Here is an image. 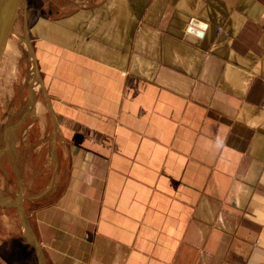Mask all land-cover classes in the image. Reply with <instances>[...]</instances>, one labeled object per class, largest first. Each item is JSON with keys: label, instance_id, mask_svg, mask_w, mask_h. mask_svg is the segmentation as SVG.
<instances>
[{"label": "crops", "instance_id": "1", "mask_svg": "<svg viewBox=\"0 0 264 264\" xmlns=\"http://www.w3.org/2000/svg\"><path fill=\"white\" fill-rule=\"evenodd\" d=\"M26 21L46 263L264 264V0H30Z\"/></svg>", "mask_w": 264, "mask_h": 264}, {"label": "rangeland", "instance_id": "2", "mask_svg": "<svg viewBox=\"0 0 264 264\" xmlns=\"http://www.w3.org/2000/svg\"><path fill=\"white\" fill-rule=\"evenodd\" d=\"M8 1L0 0V8ZM29 5L30 0H23L0 62V197L16 201L0 199V264H40L28 239L24 217L33 233V210L45 204L44 199L33 201V194L46 188L55 164L49 154L55 143L51 137L54 128L35 81L33 33L26 21ZM11 6L3 15L7 24L13 12ZM33 103L42 107L36 108ZM43 254L49 257V252L44 250Z\"/></svg>", "mask_w": 264, "mask_h": 264}, {"label": "water", "instance_id": "3", "mask_svg": "<svg viewBox=\"0 0 264 264\" xmlns=\"http://www.w3.org/2000/svg\"><path fill=\"white\" fill-rule=\"evenodd\" d=\"M11 3V4H9ZM23 3V0H9L8 2H3L1 8H0V21L2 20L1 18H3V15L6 13L5 11L9 8V5H12L11 7L13 8V12H12V16L10 17L9 23L7 24V26L5 27L4 30V34H3V38H2V43L0 45V62L1 60L4 58L5 53L7 51V45L8 42L10 41L11 35L14 32V28L17 22V17L19 14V10L21 8V5ZM199 25V23L195 20L191 23V25L188 28L189 33L191 34H195L198 37H201L203 35V32L201 30H197L195 28V26ZM201 26V25H199ZM202 29V26H201ZM1 199V197H0ZM2 200H6L7 202H16L15 200H12L8 197H3L1 199ZM21 208V210L23 211L24 214H26L23 210V208L21 207V205L19 206ZM27 216L24 217L25 219V226H26V230H27V234L29 236L28 239H30V243L34 246V248L36 249L40 264H47L44 258V254L42 251V247L40 245V243L38 242L36 236L34 233H32L31 228L29 223L27 222Z\"/></svg>", "mask_w": 264, "mask_h": 264}, {"label": "bare ground", "instance_id": "4", "mask_svg": "<svg viewBox=\"0 0 264 264\" xmlns=\"http://www.w3.org/2000/svg\"><path fill=\"white\" fill-rule=\"evenodd\" d=\"M2 20L0 21V45L2 43V38L4 34L5 27L7 26V23H5L4 19L1 18ZM10 41L8 42L7 48L9 46Z\"/></svg>", "mask_w": 264, "mask_h": 264}]
</instances>
